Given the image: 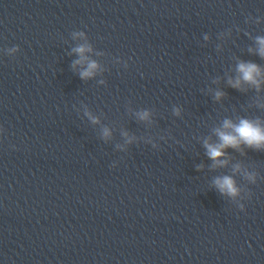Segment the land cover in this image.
Listing matches in <instances>:
<instances>
[{
    "label": "clouds",
    "instance_id": "9594fccd",
    "mask_svg": "<svg viewBox=\"0 0 264 264\" xmlns=\"http://www.w3.org/2000/svg\"><path fill=\"white\" fill-rule=\"evenodd\" d=\"M257 43L259 44V54L264 57V38H257ZM75 52L80 54L81 59L74 61L73 67L77 64H83L87 59L84 56L86 51H91L90 48L86 46H80L74 49ZM97 68V64L94 61H89L87 68L80 72L82 79L91 77L94 74V70ZM238 72L240 77L235 81H229L232 87L239 88L241 85V80L250 83L259 89L260 80L258 77L261 76L260 68L254 63H244L241 62L238 65ZM223 93L217 92L216 97L219 99ZM148 113L144 112L140 114L141 119H147ZM93 122H97L93 118ZM225 130L216 129V135L219 137V143L213 144L205 141V148L207 149V155L212 159L215 166H223L227 163L226 160H221L220 158L225 155L224 149L234 148L239 149L240 146L246 145L249 148L254 149H264V127H261L259 122L250 121L247 119H241L238 124H233L230 120H225L223 125ZM230 130V131H229ZM104 135L107 137L110 135L107 129L104 130ZM254 180L252 175L248 177ZM215 185L221 194H226L228 196L235 197L239 194V189L237 188L235 181L230 176H224L222 178H217L215 180ZM243 210V206H241Z\"/></svg>",
    "mask_w": 264,
    "mask_h": 264
}]
</instances>
